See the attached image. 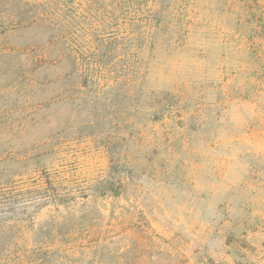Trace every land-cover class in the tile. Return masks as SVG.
I'll return each mask as SVG.
<instances>
[{
	"label": "rangeland",
	"instance_id": "374dc122",
	"mask_svg": "<svg viewBox=\"0 0 264 264\" xmlns=\"http://www.w3.org/2000/svg\"><path fill=\"white\" fill-rule=\"evenodd\" d=\"M11 190L0 264H264V0H0Z\"/></svg>",
	"mask_w": 264,
	"mask_h": 264
},
{
	"label": "trees",
	"instance_id": "16d2710c",
	"mask_svg": "<svg viewBox=\"0 0 264 264\" xmlns=\"http://www.w3.org/2000/svg\"><path fill=\"white\" fill-rule=\"evenodd\" d=\"M22 192L19 191H6L0 194V215L8 213H17L18 209L15 205V196L20 195ZM3 199V200H2ZM6 215L3 216L5 218Z\"/></svg>",
	"mask_w": 264,
	"mask_h": 264
}]
</instances>
